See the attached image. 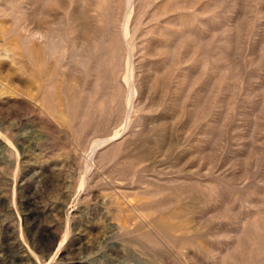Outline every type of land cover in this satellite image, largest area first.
Instances as JSON below:
<instances>
[{
    "label": "rangeland",
    "instance_id": "1",
    "mask_svg": "<svg viewBox=\"0 0 264 264\" xmlns=\"http://www.w3.org/2000/svg\"><path fill=\"white\" fill-rule=\"evenodd\" d=\"M0 82V264H264V0H0Z\"/></svg>",
    "mask_w": 264,
    "mask_h": 264
},
{
    "label": "bare ground",
    "instance_id": "2",
    "mask_svg": "<svg viewBox=\"0 0 264 264\" xmlns=\"http://www.w3.org/2000/svg\"><path fill=\"white\" fill-rule=\"evenodd\" d=\"M110 8V7H109ZM112 13V11H110V13L109 14H111ZM108 14V15H109ZM122 16V15H121ZM125 17V16H124ZM123 18V17H122ZM118 19V18H117ZM120 19V18H119ZM117 21V20H116ZM119 21V20H118ZM123 22H124V19H123ZM118 23H121V22H118ZM111 24V23H110ZM108 25H109V23H108ZM112 25V24H111ZM122 25V24H121ZM123 25H124V23H123ZM122 25V26H123ZM121 26V27H122ZM109 27V26H108ZM108 33V32H107ZM110 34V33H109ZM109 34H108V37H105V35H104V38H109ZM107 35V34H106ZM111 36V35H110ZM116 36H118V35H116ZM35 38H38V40L41 38V35H38V36H36ZM117 38V37H116ZM122 38V37H121ZM41 39H43V38H41ZM46 39V38H45ZM54 39H57L56 38V36H54ZM115 40V39H114ZM106 41V40H105ZM105 41H104V43H105ZM118 41V40H117ZM116 41V42H117ZM102 42V41H101ZM107 42H108V44L110 45V43L112 44V42H114V41H110L109 39L107 40ZM107 42H106V45H107ZM116 44V43H115ZM115 44H114V46H115ZM113 46V47H114ZM117 46V45H116ZM105 48L107 49V51L108 50H110V48L108 49V47L107 46H103L102 47V49H104V51L102 52V54L100 53V58L98 59L97 57H95V62L93 61V63H94V66H92V67H96V75L94 76V78H92L91 80V82H92V85L90 84V86H92V88H91V92L93 93V92H95V93H101V95H100V93H99V95H100V97H99V100L101 101V104H99V105H97V100H98V98H97V100L93 103L94 105H93V108H91V110H92V113L94 114V113H103L102 111L104 110V106H103V101H104V99H105V93H106V91H105V89L107 88V82L109 81V78H107L106 77V75H108V74H106L105 75V73H103V71L105 70L104 68H106V71H107V65L109 66V64H110V62H109V60L111 59L112 60V58L114 57V55H113V57H112V55H111V52L110 51H108L109 53H110V55H111V58L109 57V55H108V53H107V51H105ZM87 50V49H86ZM91 50V49H90ZM102 51V50H101ZM119 51V50H118ZM117 51V52H118ZM96 52H97V50H96ZM88 53V52H87ZM90 53H91V51H90ZM89 53V54H90ZM86 54V53H85ZM93 54V53H92ZM107 55H108V57H107ZM121 55V54H120ZM99 57V56H98ZM96 58H97V60H96ZM110 58V59H109ZM118 58V56L116 57V59ZM120 58V57H119ZM108 59V60H107ZM114 59V58H113ZM110 60V61H111ZM118 60V59H117ZM116 60V61H117ZM113 62V61H112ZM112 65V64H111ZM110 65V66H111ZM86 66V65H85ZM88 66V65H87ZM117 66H119V63H118V65ZM100 67L102 68V69H100ZM87 69V68H86ZM91 69H94V68H90V70ZM112 71V70H111ZM110 72V71H109ZM114 72V71H113ZM112 72V73H113ZM94 73V72H93ZM111 73V72H110ZM117 73H118V71H117ZM105 75V76H104ZM110 75V74H109ZM108 75V76H109ZM111 80V79H110ZM1 83V82H0ZM119 84V83H118ZM120 85V84H119ZM117 88V87H116ZM116 88L115 89H113L114 90V92L116 93ZM0 89H2V87H0ZM118 90H120V89H118ZM118 90H117V92H118ZM88 91H90V90H88ZM112 91V90H111ZM90 92V93H91ZM89 93V92H88ZM119 93V92H118ZM94 94V93H93ZM110 94V93H109ZM97 96V95H96ZM96 99V98H95ZM94 99V100H95ZM116 99V98H115ZM107 101V100H106ZM110 102H113V100H111ZM88 103V102H87ZM90 104H91V101H90ZM109 104V103H108ZM87 105V104H86ZM84 112V111H83ZM82 112V113H83ZM90 117H91V115H90ZM89 118V117H88ZM93 118V117H92ZM91 118V119H92ZM116 141V140H115ZM114 141V142H115Z\"/></svg>",
    "mask_w": 264,
    "mask_h": 264
}]
</instances>
